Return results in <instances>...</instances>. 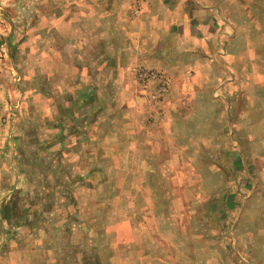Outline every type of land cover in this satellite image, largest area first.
Returning a JSON list of instances; mask_svg holds the SVG:
<instances>
[{
  "label": "crops",
  "instance_id": "1",
  "mask_svg": "<svg viewBox=\"0 0 264 264\" xmlns=\"http://www.w3.org/2000/svg\"><path fill=\"white\" fill-rule=\"evenodd\" d=\"M33 8L40 65H51L56 80L53 94L51 73L41 77L49 83L40 97L57 102L55 117L39 108V127L54 129L58 146L55 167L41 169L68 193L72 212L61 225L71 227L60 230L56 259L46 235L39 248L40 236L19 237L18 229L32 232L40 220L26 197L23 207L16 202L23 191L11 162L14 142L0 131V264H109L118 256L127 264H264V215L246 208V222L224 232L233 216L238 222L247 180L240 185V152L222 135L236 124V107L222 99L239 94L240 66L250 65L242 50H264L251 44L264 40V0H37ZM24 17L28 27L33 17ZM15 33L0 26L7 50ZM137 66L168 82L163 119L151 117ZM13 84L0 81V120L11 115L2 102L15 97ZM249 192L258 191L253 185Z\"/></svg>",
  "mask_w": 264,
  "mask_h": 264
},
{
  "label": "rangeland",
  "instance_id": "2",
  "mask_svg": "<svg viewBox=\"0 0 264 264\" xmlns=\"http://www.w3.org/2000/svg\"><path fill=\"white\" fill-rule=\"evenodd\" d=\"M34 4H37V0H0V26L10 27L13 32H16L15 37L17 38L16 42L12 43L11 46L8 44L7 50L6 42H3V38H6L7 35L0 36V81L5 87H9V83L11 84L14 78L15 84H13V88L16 94L10 101L6 99L7 101L2 102V105L10 107L11 115L2 112L0 121L3 119L7 120V116H10L9 119L12 122L8 127L1 126L2 130L0 131L4 138L9 135V139L14 142V145L10 143V150H12L10 153L14 152L15 158L14 163L13 161L11 162L14 164L16 171L15 181L19 189L23 191V194H20L21 198L19 201L16 200V202H19L20 206L23 207L21 204L24 203L23 198L26 197L24 206L26 207L30 201L37 211L34 210L35 208H29L28 206L29 210L35 211V216H33L38 217V220H40L37 229L34 228L32 232L28 230L26 232L25 228L18 229V235L19 237L27 234H34L35 237L40 236V240L36 238L38 241L36 244L37 248L40 247L39 245H41V241L46 235L51 240L48 244V246H51L49 251L55 253L52 259H56V254L61 256L60 248L64 245L62 242L64 237L60 230L71 227H64L61 224H64L69 219L72 207L66 198L68 193L62 189H57L53 177H45L41 169L46 164L51 165L53 168L55 167V163H52L50 158H55L58 146L54 138L56 131L45 126L43 129L39 127L40 116L38 111L42 107L47 111V116H51L55 111L54 107L57 101L54 99L55 101L53 102L50 98L42 99L40 97L42 86L47 88L49 83L45 82L46 75L48 74L49 76V73H51L50 76H52L53 81L50 82L52 83L53 94L56 93V80H54L55 74L51 65H40V29L36 18V10H33ZM26 13L28 18L33 17L32 19L27 18L30 21L32 20L28 27H24L23 24ZM245 38L246 40H244V36L240 35L241 45H249L250 38L247 35H245ZM251 44L264 46V40L261 42L257 38H251ZM44 46V60L48 62L50 58L47 57V54L50 55V46L48 45L47 47L46 41ZM242 52V62L244 60L249 61L250 65L247 62V65L240 66L239 82L241 86L238 88L239 94L222 99L225 107L231 106L232 110L236 107L234 108V113H232V121L236 124L234 125L235 127H231L228 124V128L225 127L222 130V135L224 132L225 135L230 136L234 140V150L240 152V158H242L239 163V172L242 175L240 185L242 186L244 184L243 181L247 180L244 188L246 194H241V201L243 202L238 222L235 215L233 216L234 220H231L232 224L224 227L226 235L234 233L239 222H246L245 219L249 216L245 212L246 208L255 210L252 214L254 216L256 215L255 213L264 215V66L258 65L260 61L264 62V50L243 49ZM42 75H44L45 79L41 78ZM4 90L8 91L9 89ZM3 93L1 91L0 94L3 95ZM227 114H224L225 118L223 119L226 124L227 119L230 118V114ZM55 116L53 113L52 117ZM41 138H44L43 141L47 142V144L42 145ZM1 148L3 147L1 146ZM62 165L65 166L67 163L63 162ZM41 179L42 184L40 182ZM253 185L258 192L250 194L249 189ZM82 197L85 198L84 196ZM249 197L251 198L250 201ZM42 205H44V209H42ZM31 211L28 217L32 216ZM227 231L229 232L227 233ZM38 232L41 233L38 234ZM158 245L161 247L160 252L166 251V245L163 241L159 242ZM64 252L70 251L66 250ZM79 254L83 255L80 251ZM64 256L63 260H69L67 258L70 257L69 255L66 257L64 253ZM127 261L128 259L118 256L115 257V260H111L109 264H127ZM133 262L134 258L132 257L129 263Z\"/></svg>",
  "mask_w": 264,
  "mask_h": 264
},
{
  "label": "built area",
  "instance_id": "3",
  "mask_svg": "<svg viewBox=\"0 0 264 264\" xmlns=\"http://www.w3.org/2000/svg\"><path fill=\"white\" fill-rule=\"evenodd\" d=\"M132 13L133 16L138 15V7H135ZM133 74L136 83L148 88L147 103L153 107V114H151V117H156L159 120L163 119V102L169 94V85L165 76L158 71L146 69L141 66L135 67L133 69Z\"/></svg>",
  "mask_w": 264,
  "mask_h": 264
}]
</instances>
